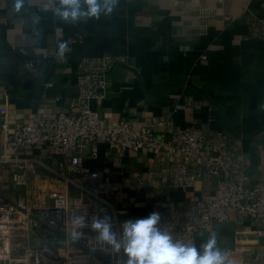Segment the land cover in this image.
Masks as SVG:
<instances>
[{
    "label": "crops",
    "instance_id": "0c3cea01",
    "mask_svg": "<svg viewBox=\"0 0 264 264\" xmlns=\"http://www.w3.org/2000/svg\"><path fill=\"white\" fill-rule=\"evenodd\" d=\"M19 2L18 9V0H0V123L14 128L35 114L68 109L84 57L123 55L127 61L108 72L104 96L91 102L108 123L124 118L140 124L161 116L173 127L223 132L241 147L248 182L264 179V37L251 34L247 19L252 14L264 20V0H118L111 13L76 22L56 14L59 0ZM26 59L35 60L36 74L25 69ZM46 65L53 70H43ZM187 97L193 107L174 110ZM31 151L45 155L39 148ZM179 158L173 146L158 154L150 147L129 149L120 156L100 141L85 152L87 165L121 184L119 203L130 209L124 221L171 206L189 208L197 196L216 189L217 179L210 176L190 189L170 186L169 170ZM148 170L161 171L162 178L139 184L136 177ZM260 226L258 219L238 222L234 215L215 222L212 231H199L197 248L202 252L215 234L216 248L224 253L239 231ZM262 249L264 234L245 251L246 264H260Z\"/></svg>",
    "mask_w": 264,
    "mask_h": 264
},
{
    "label": "built area",
    "instance_id": "2783aa9c",
    "mask_svg": "<svg viewBox=\"0 0 264 264\" xmlns=\"http://www.w3.org/2000/svg\"><path fill=\"white\" fill-rule=\"evenodd\" d=\"M247 19L251 34L264 37V20L252 14ZM125 61V56L116 54L86 56L68 109L35 114L14 128L0 123V264H126L123 250L113 253L90 228L93 217L109 216L119 237L123 216L130 211L119 203L121 184L85 163V152L99 141L120 156L129 149L150 147L158 154L167 146L175 147L180 158L169 170L170 186L186 190L204 176L217 179L216 189L197 196L189 208L171 206L159 213V227L173 241L197 248L199 231H212L215 222L230 221L235 215L238 222L258 219L262 226L238 232L236 244L223 253L225 264H246L245 251L258 245L264 234V179L248 182L249 170L237 142L223 132L211 135L192 127H173L171 119L161 116L140 124L124 118L110 124L92 107V100L103 97L110 85L108 72ZM24 67L37 73L33 59H26ZM193 105L194 99L187 97L174 110ZM34 147L45 155L34 154ZM89 154L97 157L96 150ZM160 178L158 170L136 177L139 184ZM73 215L85 216L88 223L75 229L82 233L75 242L68 237Z\"/></svg>",
    "mask_w": 264,
    "mask_h": 264
},
{
    "label": "clouds",
    "instance_id": "9594fccd",
    "mask_svg": "<svg viewBox=\"0 0 264 264\" xmlns=\"http://www.w3.org/2000/svg\"><path fill=\"white\" fill-rule=\"evenodd\" d=\"M118 0H59L56 14L65 22H76L81 18H99L109 14ZM82 5L86 6V10ZM21 6L18 0L17 8ZM66 45H61V54ZM73 230L68 237L73 242L82 235L77 228L88 226L85 216L73 215L70 218ZM160 215L150 213L145 218L126 220L118 237L113 231L111 217H93L90 228L98 233V240L109 246L113 253L121 249L126 255V264H225L226 256L216 248V237L212 234L202 246V252L195 246L173 241L172 236L159 227ZM231 264V262H229Z\"/></svg>",
    "mask_w": 264,
    "mask_h": 264
},
{
    "label": "water",
    "instance_id": "95a60500",
    "mask_svg": "<svg viewBox=\"0 0 264 264\" xmlns=\"http://www.w3.org/2000/svg\"><path fill=\"white\" fill-rule=\"evenodd\" d=\"M43 70H48V71H52L53 70V66L52 65H46L45 68ZM39 77L42 79V80H46L47 76L46 75H43V74H40Z\"/></svg>",
    "mask_w": 264,
    "mask_h": 264
}]
</instances>
